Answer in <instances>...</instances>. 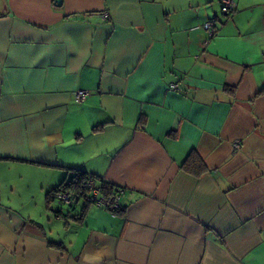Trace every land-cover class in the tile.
<instances>
[{
  "label": "crops",
  "instance_id": "obj_1",
  "mask_svg": "<svg viewBox=\"0 0 264 264\" xmlns=\"http://www.w3.org/2000/svg\"><path fill=\"white\" fill-rule=\"evenodd\" d=\"M216 1L0 0V264H264V0Z\"/></svg>",
  "mask_w": 264,
  "mask_h": 264
},
{
  "label": "built area",
  "instance_id": "obj_2",
  "mask_svg": "<svg viewBox=\"0 0 264 264\" xmlns=\"http://www.w3.org/2000/svg\"><path fill=\"white\" fill-rule=\"evenodd\" d=\"M220 5H221L222 13L226 15H230L236 7L234 0H220ZM215 26L216 24L214 19H211L203 24V28L207 32L208 38H211L214 35ZM173 86L176 87L175 84ZM86 95L87 92L82 89H79L75 92V97L77 100L84 99ZM238 143H239L238 141H235L234 142L235 146H238L239 145ZM97 183L98 181L96 178L92 177L91 175H88L84 180V182L82 183V193L84 194L83 196L79 195V193L75 190H65L56 194L55 198L58 200V202L72 203L78 201V199L82 197L96 205L107 208L112 213H114L113 210L119 208L121 204L120 196H121L122 188L120 186H117L116 188L117 192L115 195L110 197H104L101 194L100 187Z\"/></svg>",
  "mask_w": 264,
  "mask_h": 264
},
{
  "label": "trees",
  "instance_id": "obj_3",
  "mask_svg": "<svg viewBox=\"0 0 264 264\" xmlns=\"http://www.w3.org/2000/svg\"><path fill=\"white\" fill-rule=\"evenodd\" d=\"M181 168L195 176L198 177L205 173L207 171V167L202 160V158L197 154L195 151H190L187 155V157L184 159V161L181 164ZM88 175H91L92 177L96 178L95 175L89 174L87 172H83L80 170H75L73 175L68 181H62L60 184H58L56 187L51 189L49 192H47V201L50 202L53 200L56 196V194L65 191V190H75L79 193V195L83 196L84 194L82 193V183L86 179ZM100 187L101 194L104 197H110L116 194V188L117 185L106 182L104 180H99L97 183ZM76 202V201H75ZM73 203V202H72ZM71 204V203H69ZM115 214H118L123 211V205L120 204L119 208L113 210ZM75 219H79V217L73 216ZM50 246H61L60 243L58 242H52L50 241L48 243Z\"/></svg>",
  "mask_w": 264,
  "mask_h": 264
},
{
  "label": "rangeland",
  "instance_id": "obj_4",
  "mask_svg": "<svg viewBox=\"0 0 264 264\" xmlns=\"http://www.w3.org/2000/svg\"><path fill=\"white\" fill-rule=\"evenodd\" d=\"M216 3H217V13L220 14V12L222 13V11H221V5H220V3L218 1H216ZM80 205H81V203H78V204H74V203H71V204H65V203L59 204L57 202H54V204H53V206H55V207L65 208L64 210H67V209L68 210H71V208H70L71 206L72 207H75V209L78 210V208H79ZM61 222L63 223V220ZM55 225L57 226V228L59 226V229L62 230V227L60 225H58V224H55Z\"/></svg>",
  "mask_w": 264,
  "mask_h": 264
},
{
  "label": "water",
  "instance_id": "obj_5",
  "mask_svg": "<svg viewBox=\"0 0 264 264\" xmlns=\"http://www.w3.org/2000/svg\"><path fill=\"white\" fill-rule=\"evenodd\" d=\"M57 3H60V0H56Z\"/></svg>",
  "mask_w": 264,
  "mask_h": 264
}]
</instances>
